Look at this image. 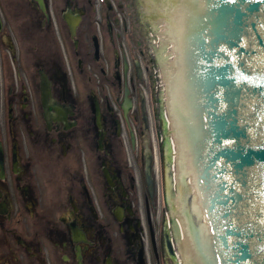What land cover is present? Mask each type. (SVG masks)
<instances>
[{
	"label": "flooded vegetation",
	"instance_id": "1",
	"mask_svg": "<svg viewBox=\"0 0 264 264\" xmlns=\"http://www.w3.org/2000/svg\"><path fill=\"white\" fill-rule=\"evenodd\" d=\"M44 1L0 0V264H172L131 192L155 65L143 21L127 0Z\"/></svg>",
	"mask_w": 264,
	"mask_h": 264
},
{
	"label": "water",
	"instance_id": "2",
	"mask_svg": "<svg viewBox=\"0 0 264 264\" xmlns=\"http://www.w3.org/2000/svg\"><path fill=\"white\" fill-rule=\"evenodd\" d=\"M165 3L168 13L191 7ZM192 9L189 31L172 26L182 64L169 74L180 212L198 250L190 261L264 264V2Z\"/></svg>",
	"mask_w": 264,
	"mask_h": 264
},
{
	"label": "rangeland",
	"instance_id": "3",
	"mask_svg": "<svg viewBox=\"0 0 264 264\" xmlns=\"http://www.w3.org/2000/svg\"><path fill=\"white\" fill-rule=\"evenodd\" d=\"M143 3V4H142ZM164 2L161 3L160 0H142L140 3V9L142 10V16H146L147 25L151 27L148 31L152 33L151 40L143 39L142 44H146L148 48L150 57H154L156 52L158 56L160 55V50L162 49L164 31L167 26V20L163 19L161 10ZM132 7V6H131ZM133 8V7H132ZM161 9V10H160ZM172 19V17H171ZM151 35V34H150ZM155 40V41H154ZM171 48V44L168 45ZM168 50V48L166 49ZM157 56V55H156ZM173 54H169L167 57L171 59ZM158 65L155 67V77L153 81V86L151 92H149V113H150V123L151 130L150 134L145 135L146 138L151 137L155 149V204L156 208L150 210L151 222L154 224L155 231L157 232L163 227V223L166 221L170 227L168 231L174 238L176 245V251L178 253L177 264H182V258H180V242L182 240L181 235L179 236L175 228V220H177V215L174 214L171 206V198H175L178 195V187L174 184L172 177L177 173V167L174 162L169 160L168 155V141L174 139L173 129L170 126V112L168 103L166 100V95L164 94L165 82L163 67L160 56L158 57ZM140 122V121H139ZM137 123L136 127L141 128L142 123ZM169 123V124H168ZM143 138H140V148L143 149L142 145ZM135 162L132 167L137 175V185L134 191H131L135 197V192L139 198L140 208L145 210V203L150 200L147 186L143 175V165L141 160L139 161L138 155L134 153ZM145 212V211H144ZM142 214L143 211H142ZM146 214V213H145ZM173 264V263H172Z\"/></svg>",
	"mask_w": 264,
	"mask_h": 264
},
{
	"label": "bare ground",
	"instance_id": "4",
	"mask_svg": "<svg viewBox=\"0 0 264 264\" xmlns=\"http://www.w3.org/2000/svg\"><path fill=\"white\" fill-rule=\"evenodd\" d=\"M166 11V8H165ZM193 15L192 7L170 12L168 19H166L167 26L164 31L165 38L163 39L162 49L160 50V58L163 67L165 90L164 94L166 95V100L170 112V126L173 129L174 137V127H173V114H172V102H171V90H170V78L169 74L177 73L182 64V61L179 59L180 54V39H175L173 27H177L186 31H189L188 19ZM172 17V19H171ZM171 44V48L168 45ZM168 48V50H166ZM173 54L172 58L167 57L169 54ZM168 123V124H169ZM168 155L169 160L174 162L176 167V151H175V139L168 141ZM174 184L178 187V176L177 173L172 177ZM171 206L175 215H177V220H175V228L178 235L182 237L180 242V254L184 264H191V258L198 250H192L191 240L189 234V227L187 221L186 212H180V200H179V188L178 195L175 198H171Z\"/></svg>",
	"mask_w": 264,
	"mask_h": 264
},
{
	"label": "snow or ice",
	"instance_id": "5",
	"mask_svg": "<svg viewBox=\"0 0 264 264\" xmlns=\"http://www.w3.org/2000/svg\"><path fill=\"white\" fill-rule=\"evenodd\" d=\"M174 2L185 5V6H191L196 7L199 6L202 3H206L207 0H174ZM222 3H231L236 4L239 3V0H221ZM249 3H255V2H264V0H248ZM261 224H264V219L260 221Z\"/></svg>",
	"mask_w": 264,
	"mask_h": 264
}]
</instances>
